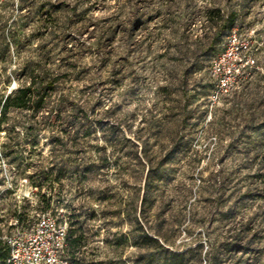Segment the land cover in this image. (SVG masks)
<instances>
[{
	"label": "rangeland",
	"instance_id": "obj_1",
	"mask_svg": "<svg viewBox=\"0 0 264 264\" xmlns=\"http://www.w3.org/2000/svg\"><path fill=\"white\" fill-rule=\"evenodd\" d=\"M29 83L0 124L3 241L50 211L74 264H264V0H0V105Z\"/></svg>",
	"mask_w": 264,
	"mask_h": 264
},
{
	"label": "built area",
	"instance_id": "obj_2",
	"mask_svg": "<svg viewBox=\"0 0 264 264\" xmlns=\"http://www.w3.org/2000/svg\"><path fill=\"white\" fill-rule=\"evenodd\" d=\"M236 40V34L229 40ZM233 53L232 48L217 56L212 62L210 72L215 80L209 101L216 103L227 96L235 88L234 69L228 60ZM67 227L59 223L50 211L43 212L28 233L9 238L8 264H74L64 255L67 247Z\"/></svg>",
	"mask_w": 264,
	"mask_h": 264
},
{
	"label": "trees",
	"instance_id": "obj_3",
	"mask_svg": "<svg viewBox=\"0 0 264 264\" xmlns=\"http://www.w3.org/2000/svg\"><path fill=\"white\" fill-rule=\"evenodd\" d=\"M235 23V19L230 15L227 17V26L231 29ZM34 85L29 83L28 85H22L15 88L10 94L4 97L3 103L0 105V124L4 122L7 113L11 109L18 110H29L32 107V102L34 101L35 91ZM42 97L40 101H42ZM34 188H37L38 185H32ZM51 196L47 199L46 208L50 207ZM18 221V220H17ZM71 235V234H70ZM69 235V231L67 233V247L65 248V254L70 261H72L75 250H77L80 246L81 239L78 235L73 234ZM149 240H152L149 237H146ZM167 255H165L161 260V264H182L183 262V254L176 252H169L168 250H164ZM9 245L7 242L3 241L0 238V261L5 264L9 257ZM73 262V261H72ZM74 263V262H73Z\"/></svg>",
	"mask_w": 264,
	"mask_h": 264
}]
</instances>
